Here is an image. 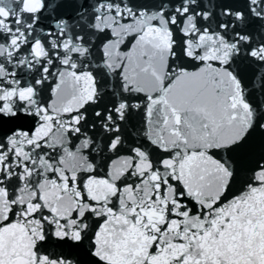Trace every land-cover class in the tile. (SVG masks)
Instances as JSON below:
<instances>
[{"label": "snow or ice", "instance_id": "snow-or-ice-1", "mask_svg": "<svg viewBox=\"0 0 264 264\" xmlns=\"http://www.w3.org/2000/svg\"><path fill=\"white\" fill-rule=\"evenodd\" d=\"M0 264H264V0H0Z\"/></svg>", "mask_w": 264, "mask_h": 264}, {"label": "water", "instance_id": "water-1", "mask_svg": "<svg viewBox=\"0 0 264 264\" xmlns=\"http://www.w3.org/2000/svg\"><path fill=\"white\" fill-rule=\"evenodd\" d=\"M149 35H151V33ZM165 43L166 42L161 39L160 42L157 44V47L163 48L165 46ZM154 67H155V71H156V73L158 75H163L164 62H163V58L162 57L154 62ZM149 75H151V70H150ZM133 134H135V133H133Z\"/></svg>", "mask_w": 264, "mask_h": 264}]
</instances>
